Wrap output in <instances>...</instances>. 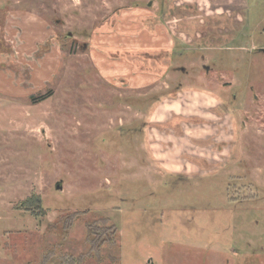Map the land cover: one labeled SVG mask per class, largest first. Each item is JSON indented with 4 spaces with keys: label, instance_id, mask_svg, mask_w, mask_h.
<instances>
[{
    "label": "rangeland",
    "instance_id": "1",
    "mask_svg": "<svg viewBox=\"0 0 264 264\" xmlns=\"http://www.w3.org/2000/svg\"><path fill=\"white\" fill-rule=\"evenodd\" d=\"M0 249L264 264V0H0Z\"/></svg>",
    "mask_w": 264,
    "mask_h": 264
},
{
    "label": "trees",
    "instance_id": "2",
    "mask_svg": "<svg viewBox=\"0 0 264 264\" xmlns=\"http://www.w3.org/2000/svg\"><path fill=\"white\" fill-rule=\"evenodd\" d=\"M167 54L169 53V55H171V56H173V55H176V53L174 52V50L172 49V50H168L167 52H166ZM177 56H179V54L177 53ZM30 202H32L31 200H30ZM76 216V215H75ZM70 219V217L69 218H66V220H65V222H66V224H68L69 223V220ZM74 220V215L73 216H71V219H70V223L72 222ZM107 220L106 219H104V229L105 230H111V228L113 229V227H110L109 225H108V223H105ZM72 224V223H71ZM87 228H88V230L89 229H91L92 228V226H91V224H87ZM117 227V226H116ZM63 228H65V229H67V226L65 225H63ZM97 229H100V228H97ZM116 233L114 232V235H115ZM98 236L100 237V235H98L97 233H96V238H94V239H92L91 240V246H92V249L90 250V252H97L98 253V251H99V249L102 247V246H104V242L106 241V242H109L108 244L111 246V247H115V246H118V243L116 242V240H115V236H110V237H107V238H104L103 239V241L100 243L99 242V244H96V241H97V239H98ZM66 237H64V238H61V243H60V245L62 246L63 244H64V242L66 241ZM86 241H89V239H88V237H86ZM49 254L50 255H44V261L46 262L47 261V259L49 258V256H51V255H55L56 254V251H51V252H49ZM83 257H84V255H82V256H80V257H78V258H76V259H74V258H72V256L71 255H68V254H64L63 256H59V259H60V261H63L65 264H72V263H69L70 261L72 262V260H74L75 262H78V261H81L82 259H83Z\"/></svg>",
    "mask_w": 264,
    "mask_h": 264
},
{
    "label": "crops",
    "instance_id": "3",
    "mask_svg": "<svg viewBox=\"0 0 264 264\" xmlns=\"http://www.w3.org/2000/svg\"><path fill=\"white\" fill-rule=\"evenodd\" d=\"M151 45H152L151 42H150L149 45L146 44L145 45V49L148 50V52H151V53H153V52H155V53H163L162 56H164V57H168V54L166 52L168 50H172V48H173V47L172 48L170 47V49H162V47L160 46V44H157V43H156V45H157L156 47L154 45H152V46ZM29 48H32V47L30 46ZM133 49H135V48H133ZM23 50L27 51L26 49H23ZM159 51H163V52H159ZM23 54H25V53H23ZM100 54H102V53H100ZM102 55H104V54H102ZM145 75L148 77V79L146 81H148L147 82V86H149L152 83V80H151L152 77L151 76L153 75V73L147 71V72H145ZM133 77H135V76H132V78ZM131 80L132 79L130 77H123L122 75H120V81L126 83L125 84L126 86H130L131 83H129V82H131ZM3 253H4V251L3 250L1 251V249H0V255L3 254ZM47 260H49V258ZM0 264H8V260L5 261L4 257L0 256Z\"/></svg>",
    "mask_w": 264,
    "mask_h": 264
},
{
    "label": "flooded vegetation",
    "instance_id": "4",
    "mask_svg": "<svg viewBox=\"0 0 264 264\" xmlns=\"http://www.w3.org/2000/svg\"><path fill=\"white\" fill-rule=\"evenodd\" d=\"M179 54V53H178ZM183 54V53H182ZM205 69H208V66H204ZM182 73V72H181ZM182 90V85L178 84L177 87H175V91L177 94ZM173 93H171L172 95Z\"/></svg>",
    "mask_w": 264,
    "mask_h": 264
},
{
    "label": "water",
    "instance_id": "5",
    "mask_svg": "<svg viewBox=\"0 0 264 264\" xmlns=\"http://www.w3.org/2000/svg\"><path fill=\"white\" fill-rule=\"evenodd\" d=\"M58 189H61V186H57Z\"/></svg>",
    "mask_w": 264,
    "mask_h": 264
}]
</instances>
